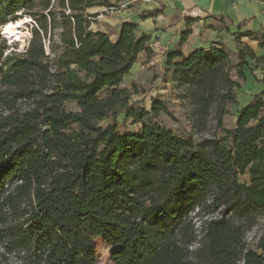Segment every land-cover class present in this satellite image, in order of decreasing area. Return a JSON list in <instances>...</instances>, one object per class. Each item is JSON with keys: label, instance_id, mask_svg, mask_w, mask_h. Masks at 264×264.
Returning <instances> with one entry per match:
<instances>
[{"label": "trees", "instance_id": "1", "mask_svg": "<svg viewBox=\"0 0 264 264\" xmlns=\"http://www.w3.org/2000/svg\"><path fill=\"white\" fill-rule=\"evenodd\" d=\"M102 7L117 6L0 0V245L36 264H97L99 239L115 249L113 264H264V234L255 248L246 241L264 212V92L242 108L234 129L223 120L248 80L245 69L264 70V56L241 39L264 48V35L236 34L243 46L236 65L220 42L185 56L191 30L168 55L167 72L191 85L193 117L214 113L223 134L196 144L149 122L171 115L165 103L153 100L150 112L130 106L121 85L140 55L153 57L151 37L132 23L115 41L92 30L98 13L89 10ZM20 14L37 28L16 52L2 32ZM257 81L264 84V76ZM120 114L142 124V133L121 134ZM108 118L113 122L100 127ZM207 199L219 216L201 221L202 244L190 251L199 234L185 210ZM8 214L21 222L9 224Z\"/></svg>", "mask_w": 264, "mask_h": 264}, {"label": "rangeland", "instance_id": "2", "mask_svg": "<svg viewBox=\"0 0 264 264\" xmlns=\"http://www.w3.org/2000/svg\"><path fill=\"white\" fill-rule=\"evenodd\" d=\"M109 1L113 4H116L117 7L94 8L89 10V12L91 14L98 13L96 22L92 24V30L106 32L110 36L111 40L115 41L123 22L121 17L122 12H124L126 9H123L125 6L121 2L116 3V0ZM139 1L141 2L144 0ZM21 19L27 22L20 29V32L23 33V41L17 43L7 39V45L11 48V50L16 52L25 51L32 38V31L34 28H37L34 19L30 15L20 14L19 20ZM194 23L188 27V30L192 29V27L195 25ZM224 23L228 24V22L225 21ZM218 26H221V24ZM158 30L160 31V29ZM222 31L223 37H225L227 41L221 39L219 42L227 48V52L230 56L232 64L236 65L239 63L237 56L238 50L243 48V46L239 44V39L236 37L238 32L234 35L231 33V31L224 30V28ZM142 32L143 31H139V29L137 30L138 35H141ZM58 34V28L52 32V37L56 43L59 42ZM150 34V44L153 49V57L148 61L145 55H140L138 63L134 66L131 73L125 77L121 85V88L128 89L131 93L130 106L150 112L153 100H159L166 104L171 115L164 113H161L159 116L152 115L151 120H149L150 123L171 129L176 135L181 137H193L196 144H200L202 138H207L214 135L222 137V132L216 128L214 113L209 118L204 120L193 117L194 105L191 98V85H189L187 82H183L180 79H173L172 72H167V58L168 54L172 52V48L170 45H166L165 42L164 45L161 44V39L155 40V38H152V32ZM229 36L231 37L229 38ZM241 42L242 44H247V39L242 38ZM48 45L49 42H47V47ZM250 64L254 68V63L250 62ZM245 70L248 79H251L252 82H258L257 79H262L259 70L254 69L252 73L248 69ZM231 75L235 76V72L233 71ZM249 84L251 83H248V85ZM253 86H255V84H253ZM106 96L107 92H104L102 94V98H105ZM67 107L69 110L79 111L76 104L74 103L68 104ZM241 107V105L236 104L227 108L228 113L223 119L226 129L235 128L237 124V113ZM112 122L113 119L108 118L100 121L98 124L100 127H106ZM117 124L119 132L123 135H139L143 130L142 124L133 123L131 120H125L124 114H120L118 116ZM240 180L242 183H249L248 176H240ZM28 205L29 202H25L24 206ZM185 214L186 218L193 222L195 229L197 230V234H199L197 242L189 248L190 251H194L199 248L203 241V236L200 233L201 221L217 217L219 216V212L211 205V200L207 199L201 203H193L188 205L185 210ZM7 221L9 224H16L20 220L11 214H8ZM263 234L264 212L257 216L256 225L247 233L246 241L249 247L255 248ZM6 244L7 242L5 241V243L0 245V261L5 260L7 264H36L34 259L25 256L24 253H20L15 250L9 251L6 249ZM95 249L97 250V264H113L111 260V255L115 251L113 247H111L104 240L99 239L95 241Z\"/></svg>", "mask_w": 264, "mask_h": 264}, {"label": "crops", "instance_id": "3", "mask_svg": "<svg viewBox=\"0 0 264 264\" xmlns=\"http://www.w3.org/2000/svg\"><path fill=\"white\" fill-rule=\"evenodd\" d=\"M121 3L126 9L125 13L122 12L121 27L125 23H132L138 26L139 31H143L141 35L151 37L152 32V38L161 39L163 45L164 42L170 45L172 52L178 48L182 33L188 30L187 21H195L192 34L181 48L185 56H190L198 49L209 48L221 39L226 40L223 28L234 35L237 32L264 35V2L261 0H122ZM157 11L161 12L155 13ZM221 18L228 22L226 27L220 23ZM244 39H247V44L258 57L264 56V48H260L258 42ZM259 71L263 78L264 70ZM248 83H251L250 86ZM242 88L240 94L237 93V104L242 106L237 115L264 92V84L252 82L251 79Z\"/></svg>", "mask_w": 264, "mask_h": 264}, {"label": "bare ground", "instance_id": "4", "mask_svg": "<svg viewBox=\"0 0 264 264\" xmlns=\"http://www.w3.org/2000/svg\"><path fill=\"white\" fill-rule=\"evenodd\" d=\"M27 23L24 20L18 22V23H11L9 25H7L4 29H3V34L5 36L6 39L11 40L13 42H22L23 41V33L20 32V29L22 28V26Z\"/></svg>", "mask_w": 264, "mask_h": 264}, {"label": "water", "instance_id": "5", "mask_svg": "<svg viewBox=\"0 0 264 264\" xmlns=\"http://www.w3.org/2000/svg\"><path fill=\"white\" fill-rule=\"evenodd\" d=\"M1 30H2V29H1ZM2 35H3V37H5L4 34H3V32H2Z\"/></svg>", "mask_w": 264, "mask_h": 264}]
</instances>
